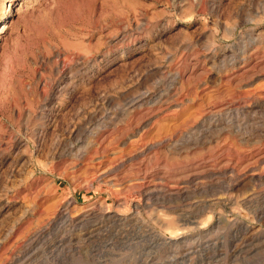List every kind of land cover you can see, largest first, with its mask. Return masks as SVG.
I'll return each instance as SVG.
<instances>
[{
    "label": "rangeland",
    "instance_id": "obj_1",
    "mask_svg": "<svg viewBox=\"0 0 264 264\" xmlns=\"http://www.w3.org/2000/svg\"><path fill=\"white\" fill-rule=\"evenodd\" d=\"M0 264H264V0H0Z\"/></svg>",
    "mask_w": 264,
    "mask_h": 264
},
{
    "label": "bare ground",
    "instance_id": "obj_2",
    "mask_svg": "<svg viewBox=\"0 0 264 264\" xmlns=\"http://www.w3.org/2000/svg\"><path fill=\"white\" fill-rule=\"evenodd\" d=\"M6 27V26H5ZM7 28V27H6ZM2 38V37H1ZM3 39V43H6L7 42V39L6 38H2ZM162 179V178H161ZM148 189H150L151 191H150V193L151 194H153V193H156V194H158V195H165V196H171L173 193H170L171 191H173V190H175V188H172V187H170V185H167V184H163L162 182H157V183H154L152 186H148ZM176 191H180V189H177ZM155 196V195H154ZM95 205V204H94ZM97 209V208H96ZM95 209V210H96ZM102 209V208H101ZM86 211V214H83V215H91L92 214V211L90 212V210L89 209H86L85 210ZM62 213V215H63V217H65V218H67V221L68 222H75V221H77V219H78V217H76V216H71L69 213H68V211L67 210H65V211H62L61 212ZM117 213V212H116ZM113 214V213H112ZM117 214H119V213H117ZM81 216V215H80ZM88 217V216H87ZM111 217V216H110ZM112 218V217H111ZM122 218H124V217H122ZM80 219V218H79ZM78 219V220H79ZM120 219V218H119ZM126 219H127V217H126ZM66 222V221H65ZM238 223V222H237ZM236 224V223H235ZM231 227V226H230ZM237 227V226H236ZM241 228V227H240ZM199 230H201V228L199 229ZM239 231V230H238ZM199 232V231H198ZM203 232V231H202ZM240 232V231H239ZM201 233V232H200ZM203 234V233H202ZM235 234V233H234ZM153 235V234H152ZM155 235H156V237H158V238H160V239H164L165 241L167 240H169V243L170 242H174V241H179V240H177V239H174V238H172V237H169V238H165V237H163L162 236V234H160V233H158V232H156L155 233ZM201 236V235H200ZM226 236V235H225ZM198 237V236H197ZM199 239V238H198ZM216 239H218V238H216ZM243 239V238H242ZM61 240V239H60ZM62 240H63V238H62ZM241 240V239H240ZM160 241V240H159ZM162 241V240H161ZM70 246V245H69ZM245 247V246H244ZM225 250V249H224ZM218 251V250H217ZM225 255V254H224ZM147 261H149V260H147Z\"/></svg>",
    "mask_w": 264,
    "mask_h": 264
}]
</instances>
